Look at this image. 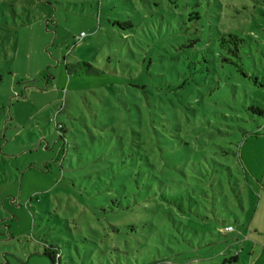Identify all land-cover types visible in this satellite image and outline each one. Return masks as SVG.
I'll return each instance as SVG.
<instances>
[{"label": "rangeland", "instance_id": "374dc122", "mask_svg": "<svg viewBox=\"0 0 264 264\" xmlns=\"http://www.w3.org/2000/svg\"><path fill=\"white\" fill-rule=\"evenodd\" d=\"M0 76V264H264V0H0Z\"/></svg>", "mask_w": 264, "mask_h": 264}, {"label": "trees", "instance_id": "16d2710c", "mask_svg": "<svg viewBox=\"0 0 264 264\" xmlns=\"http://www.w3.org/2000/svg\"><path fill=\"white\" fill-rule=\"evenodd\" d=\"M242 40L233 35H221L218 38V46L220 50L226 52L230 57L234 58L236 61H240L239 56V46L242 44ZM235 63V62H233ZM2 78L0 76V84ZM44 256L48 257L51 264H55L59 257L58 252L53 248H47L44 250Z\"/></svg>", "mask_w": 264, "mask_h": 264}, {"label": "built area", "instance_id": "2783aa9c", "mask_svg": "<svg viewBox=\"0 0 264 264\" xmlns=\"http://www.w3.org/2000/svg\"><path fill=\"white\" fill-rule=\"evenodd\" d=\"M225 231H226V232H230V231H232V228H231V227H227V228L225 229Z\"/></svg>", "mask_w": 264, "mask_h": 264}]
</instances>
